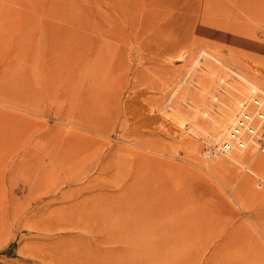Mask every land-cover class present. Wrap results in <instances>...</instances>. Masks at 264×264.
Returning a JSON list of instances; mask_svg holds the SVG:
<instances>
[{
  "label": "rangeland",
  "instance_id": "obj_1",
  "mask_svg": "<svg viewBox=\"0 0 264 264\" xmlns=\"http://www.w3.org/2000/svg\"><path fill=\"white\" fill-rule=\"evenodd\" d=\"M235 78L264 0H0V264H264V153L203 156Z\"/></svg>",
  "mask_w": 264,
  "mask_h": 264
},
{
  "label": "built area",
  "instance_id": "obj_2",
  "mask_svg": "<svg viewBox=\"0 0 264 264\" xmlns=\"http://www.w3.org/2000/svg\"><path fill=\"white\" fill-rule=\"evenodd\" d=\"M226 137L207 149L213 157L242 153L249 149L264 153V92L258 89L243 97Z\"/></svg>",
  "mask_w": 264,
  "mask_h": 264
},
{
  "label": "bare ground",
  "instance_id": "obj_3",
  "mask_svg": "<svg viewBox=\"0 0 264 264\" xmlns=\"http://www.w3.org/2000/svg\"><path fill=\"white\" fill-rule=\"evenodd\" d=\"M61 65H63V63ZM234 80H236V81H238L240 83L241 90H243V89L245 90V88L247 89L245 95H242V96L246 97V96H248L249 92H252V91L255 92L256 91V89H255L254 86H252L250 84H246V83L238 80L237 78H235ZM67 92H68V90L66 88H63V90H62V93L63 94L62 95L63 96H66L67 94H65V93H67ZM242 93H243V91H241V94ZM225 97L227 99L228 104H222L221 109H216V110H214V112H211V113L209 112L210 115L212 114V117H214V118L217 119L216 120V122H217V124H216V132H215V134L210 139V143H209L210 146L209 147H214L215 145H217L218 143H220L223 139H225L226 132L229 130L230 126L232 125V123L234 122L236 116L238 115V110H239V107L241 105L240 99L238 100V98L232 97V96H229V95L228 96L225 95ZM218 103L219 102L217 100V103L214 105L217 108H218ZM207 114H208V112H207ZM249 150H254V149H249ZM250 152H248V153H250ZM253 152H255V150ZM208 155L209 154H207V153L206 154L205 153L203 154V156L205 158H208ZM210 157L212 158L213 156H210ZM194 259H197V256ZM207 263L208 262H203V264H207Z\"/></svg>",
  "mask_w": 264,
  "mask_h": 264
}]
</instances>
